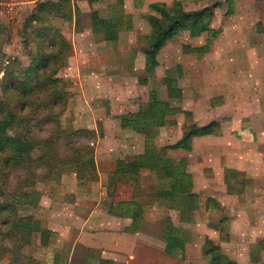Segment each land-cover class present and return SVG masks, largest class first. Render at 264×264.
<instances>
[{
	"label": "rangeland",
	"instance_id": "obj_1",
	"mask_svg": "<svg viewBox=\"0 0 264 264\" xmlns=\"http://www.w3.org/2000/svg\"><path fill=\"white\" fill-rule=\"evenodd\" d=\"M58 1L53 3L59 4ZM43 2L47 1H38L34 11ZM63 3L64 12L68 13L70 1ZM151 3L164 4L177 17L210 8L201 26L182 28L165 40L156 53L155 65L142 51L152 33L145 15L162 18L160 12L149 7ZM84 8L94 9L95 15L90 20V15L82 11L73 32L62 29L63 25L70 28V20L68 16L63 18L56 6L49 8L46 22L31 26L51 25L67 43L66 47L57 44L47 49L54 50L58 60L50 61L48 71L49 77L58 79L61 98L52 95L55 93L50 87H44L50 83L37 88L35 79L24 96L9 87L8 80L14 73L19 79L18 87L25 80L22 71L30 63L37 39L33 34L30 37L28 32L32 28L24 21L30 11L13 15L12 20L0 13V100L4 104L0 127L15 146L29 148L25 163L12 170L6 185L26 184L28 189H35L40 196L31 213L41 228L56 233L65 195L69 200L78 197L79 202L99 197L104 198L103 202L128 198L134 176L102 175V182L106 183L103 189L98 187V173L83 171L74 158L82 156L84 160L88 146L93 157L95 152L101 157L105 148L100 149L97 138L108 134L116 135L121 142L115 147L106 143V149L115 150L123 161L134 160L145 146L126 130L122 117L136 119L131 125L137 129L143 124L152 125L149 133L158 152L172 159L184 154L193 157L190 160L196 184L191 190L198 202L195 221L183 222L179 212H173V223L192 233L184 246L185 263L210 264V254H200V245L202 249L215 244L231 261L250 264L251 252L261 249L259 242L264 241V175L254 174L257 190H246L247 204L236 207L235 196L228 189L235 184V118L246 124L252 120L259 135L264 134V0H93ZM90 21L97 24L93 31L84 28ZM81 49V62L73 63L70 53ZM11 57L17 58L18 63L13 60L6 65ZM76 67L85 74L83 82L88 89L82 97L92 107L89 114L79 96L73 95L80 88ZM189 133V148L166 147ZM258 146L263 151L262 143ZM204 168L209 176H214L209 185L202 183L204 176L200 170ZM72 169H80L83 174L81 171L78 176ZM25 174L29 181L24 183ZM163 176L161 171L150 169L139 173L138 183L143 189L138 190L137 197L143 203L147 223L170 217L165 205L147 197L159 182L168 183L169 179ZM117 177V183L125 184H116L114 188L112 183ZM237 180L241 183L244 177ZM235 214L241 215L240 221ZM222 216L234 217L231 238L222 236L223 230L229 231L230 223L215 228V223L206 222ZM4 229L0 223V264H61L64 260V239H42L40 232L17 239L4 235ZM150 231L145 233L150 235ZM73 233L74 230L69 235L72 237ZM207 240L210 242L206 243ZM261 257L264 261V251ZM169 260L172 261L164 260V264H175L172 258Z\"/></svg>",
	"mask_w": 264,
	"mask_h": 264
},
{
	"label": "trees",
	"instance_id": "obj_2",
	"mask_svg": "<svg viewBox=\"0 0 264 264\" xmlns=\"http://www.w3.org/2000/svg\"><path fill=\"white\" fill-rule=\"evenodd\" d=\"M51 6H56L60 8L59 4H54L53 1H47L39 3L35 11H33L26 19V25L30 27L32 23H41L46 22L47 13L50 11ZM150 8H153L161 13L162 18L156 16L145 15L146 19L149 21L152 29V33L149 35V44L142 49L146 54L147 58L151 65L156 64V53L164 44L165 40L173 33L181 30L182 28L189 27L195 28L201 26L203 22V17L205 12L210 8L206 7L197 12H190L183 14L181 16H175L171 13L170 9L162 3H151ZM67 17V16H65ZM34 24V25H35ZM32 28V31L29 30L30 37L32 34L34 38L37 39L35 48L32 49L30 53V63L25 69H23L24 81L20 86L16 84L19 80L14 73V76H11L8 80L9 87L11 89H17L24 96L27 94L28 89L31 88V80L35 79L37 82V88H42L47 83H50L49 86L51 91L54 92L59 98H61V90L57 87L56 82L57 78L49 77L48 67L49 63L52 60L53 63L58 62L55 60L54 50L48 51V47L61 44L62 47H66L67 43L63 39L60 31L51 26H39L38 28ZM30 37L28 40H30ZM16 60L17 58L11 57V61L6 60L5 64L9 65L10 62ZM51 62V63H52ZM50 63V64H51ZM7 69V66H6ZM7 71V70H6ZM5 71V77L7 73ZM52 72V70H51ZM16 77V78H15ZM57 88V89H54ZM54 89V90H53ZM4 108L3 102L0 100V111ZM123 122L126 123L128 127L131 125L130 118L122 117ZM152 125H142L139 127V131H142L145 134V150L137 155L134 160L126 162L121 159L116 161V169L114 173H118L123 177L134 176L131 179V182L134 183V192L133 197L129 201L122 202L124 207L125 214L132 219V222L129 226L131 231H136L143 219V203L138 199V190L141 191L142 185L138 183L139 173L142 169H150L152 171H161L168 183L159 182L156 186L153 187V191L148 193V196L145 193V196L149 197L153 202H160L169 209H174L179 212V219L183 222H193L195 210L198 208V202L196 201V194L192 192L193 189V180L189 168L187 167V159L185 157L172 159L165 156L162 152L157 151V146L153 142V135H150L149 131L151 130ZM204 132V129L201 128ZM194 131V130H193ZM196 132V131H195ZM200 133V132H199ZM191 133L187 134L184 138L179 141L167 145L166 147L176 148L183 147L189 148L190 143L189 139ZM87 157L83 160L82 156H77L74 158V162L78 165L80 169L86 171L90 169L96 173V164L91 152V148L88 146ZM29 148L27 145L15 146L13 141L5 135L3 130L0 127V223L5 227L4 235L11 237L24 238L25 234L32 232H40L42 239L48 236L46 230L41 228L39 221L33 217L31 210L36 207L40 194L35 189H28V185L22 184L19 186L6 185L8 182V177L12 170L18 166L22 165L26 161ZM27 163L23 169H27ZM77 169H72L76 175L80 176L83 174V171ZM82 171V174H81ZM235 172V184L234 188L228 189L232 193H238L243 190V188L248 184V179L242 180L240 183L237 178L242 177L240 172ZM23 182L29 181V177L25 174ZM163 176V177H164ZM118 179V177H117ZM244 183V184H243ZM3 184V188H2ZM230 223V218L223 217L217 223L214 224V227H219ZM160 226L164 235L165 245L164 251L169 255L176 258H183L185 254V244H187L192 237V233L182 226H176L171 217H166L164 221L160 222ZM224 226V228H225ZM223 228V229H224ZM224 239L229 238V231L223 230ZM46 239V238H45ZM210 242L207 240L206 243ZM261 249H255L251 252L250 264H264V261L261 257V252L264 251V241L259 242ZM202 252L204 254H210V264H237L227 255L220 251V247L215 244H211L208 247H203ZM98 264H111L110 260L99 259Z\"/></svg>",
	"mask_w": 264,
	"mask_h": 264
},
{
	"label": "crops",
	"instance_id": "obj_3",
	"mask_svg": "<svg viewBox=\"0 0 264 264\" xmlns=\"http://www.w3.org/2000/svg\"><path fill=\"white\" fill-rule=\"evenodd\" d=\"M38 1L40 0H28L27 2L21 3L20 6L17 7L16 14L21 15L22 11H30L29 14L26 15V19L34 11L36 3ZM69 1L71 4V10H69L68 13L64 12L65 3H63V0L58 1L60 4L59 13L63 18H66L65 16H68V19L70 20L71 24L70 28H68L66 25H63L62 29H68L73 32V30L75 29V25L79 24L78 18L80 17V15H82V11H86V15H90V20H92V17H94L95 11L92 8H84L85 5L89 4V1L93 0ZM22 4L24 6H22ZM21 6L22 10L20 8ZM98 15H100V12ZM94 26H97V24L95 22L93 23L92 21H90V24L88 23L84 28L93 31L92 28ZM81 52H83V49L78 51V53H70L69 57L73 63L79 64V62H81V54H83ZM75 72L76 75L79 77L80 88H78V91L74 90L73 95L74 98L76 96H79L80 100H82L83 104L85 105L84 111L89 114L90 112H92V107L90 103H88V101L83 99L82 97L83 95H85V91L88 89L83 82V77L85 76V74H81L80 71H78L77 67ZM237 119H239V117L235 118L236 130L234 133V170L236 172H240L241 176L245 179H248V184L244 187L241 192L233 193L236 199V207L238 206V204H247V189H250L251 191L257 190V188L255 187H257L258 182L254 180V174L261 173L264 175V134L259 135L260 131H256L252 120H249L250 122L246 124L244 120L239 121ZM135 120L136 119H132L131 123ZM134 126L132 124L126 127V130L131 133L130 135L133 134V136H136L141 139L142 146H144L145 134L142 131H139V129L135 128ZM94 128H96L95 125ZM110 142L114 144V147L117 144L119 146L121 139L116 135L108 136V134H106L102 138H97V143H99L100 149L105 148V153H101V157L97 156L96 152L94 154L96 173H98V176L100 178L98 187H103V189L106 187V183L102 182V175L114 174L116 169V161L121 158L120 155H115V150L113 152L112 149H106L107 145L105 144ZM129 142H132V139H129ZM258 143H262L263 151H259ZM183 157L187 159V167L189 168L188 170L192 175L194 188L196 180L195 176L193 175V170L191 166L192 161L190 159L192 156L184 154ZM200 171L204 176V178H202L204 180L202 181V183H204V185H209L214 176H211V174L209 176V173H207L205 168ZM117 182V178L113 180L112 184L114 188L116 184H125L122 182ZM134 186V183H131L130 187H132V191L131 195L128 198H111L109 200H106V202H103L104 198L101 197L95 200L85 199L84 202H79L78 197L74 199L72 198L73 200H69L68 197H66L65 195V197L62 198L63 202L62 209L59 212L60 228L58 230V233L51 231L50 229L42 228L43 230L49 232L47 233L48 236H54L64 239L63 245H65L64 249L66 250V253L64 254L62 252V255H64V260L61 262V264H98L99 259L110 260L111 264H164V260L172 261L169 260L171 258L174 260L172 263H185V254L183 258H176L164 251L165 239L159 221L157 222L155 220L153 222L150 221L147 223L143 215V219L138 229L136 231H131L129 229L132 219L125 214L122 202L129 201L132 199ZM85 189H87V187ZM112 194L116 195L117 192L114 193V191H112ZM252 199H254V197ZM168 210H170V217L172 221L175 222L173 212L176 210L169 208ZM245 216L247 217L248 214H245ZM223 217L228 216H222L216 221H209V219H206V222L207 224L217 223ZM240 217L241 215L237 216L235 214V218H237L236 220H238ZM228 218H230L229 235H231V223L233 222L234 217L230 216ZM72 230H74V233L71 237V235L69 234ZM145 230H151L150 235H147L145 233ZM185 251H187V246L185 248ZM200 254H204L202 252L201 245ZM164 255L169 258L164 257Z\"/></svg>",
	"mask_w": 264,
	"mask_h": 264
},
{
	"label": "built area",
	"instance_id": "obj_4",
	"mask_svg": "<svg viewBox=\"0 0 264 264\" xmlns=\"http://www.w3.org/2000/svg\"><path fill=\"white\" fill-rule=\"evenodd\" d=\"M28 0H0V13L12 18L17 13V7Z\"/></svg>",
	"mask_w": 264,
	"mask_h": 264
}]
</instances>
